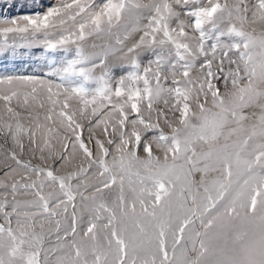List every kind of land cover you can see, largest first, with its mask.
I'll return each mask as SVG.
<instances>
[{"label": "snow or ice", "instance_id": "1", "mask_svg": "<svg viewBox=\"0 0 264 264\" xmlns=\"http://www.w3.org/2000/svg\"><path fill=\"white\" fill-rule=\"evenodd\" d=\"M38 7L0 19V264H264V0Z\"/></svg>", "mask_w": 264, "mask_h": 264}, {"label": "rangeland", "instance_id": "2", "mask_svg": "<svg viewBox=\"0 0 264 264\" xmlns=\"http://www.w3.org/2000/svg\"><path fill=\"white\" fill-rule=\"evenodd\" d=\"M45 4L55 3L56 0H44ZM39 0H0V19L19 18L25 14H32L34 11H41L38 7ZM40 55L37 52V57ZM34 66V65H33ZM32 66L19 61H13L10 58L0 56V75L30 73Z\"/></svg>", "mask_w": 264, "mask_h": 264}]
</instances>
